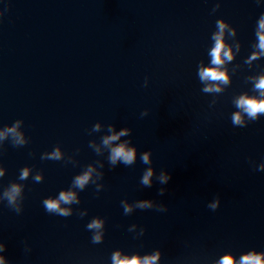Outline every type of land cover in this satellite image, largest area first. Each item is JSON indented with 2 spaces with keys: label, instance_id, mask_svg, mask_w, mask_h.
<instances>
[{
  "label": "water",
  "instance_id": "95a60500",
  "mask_svg": "<svg viewBox=\"0 0 264 264\" xmlns=\"http://www.w3.org/2000/svg\"><path fill=\"white\" fill-rule=\"evenodd\" d=\"M261 19L264 0H0L5 264H113L116 253L142 264L158 252L155 264H264V113L237 107L264 100ZM218 22L231 59L214 65ZM210 67L226 82L201 80ZM120 145L132 164L111 162ZM61 192L75 197L60 204L67 217L43 205ZM93 220L102 226L89 230Z\"/></svg>",
  "mask_w": 264,
  "mask_h": 264
},
{
  "label": "clouds",
  "instance_id": "9594fccd",
  "mask_svg": "<svg viewBox=\"0 0 264 264\" xmlns=\"http://www.w3.org/2000/svg\"><path fill=\"white\" fill-rule=\"evenodd\" d=\"M218 27L220 29V33L215 36L216 44L215 47L211 51V56H212V63L214 65H220L222 63L221 59V54L223 53V56L231 59V53L228 51H224V42L222 40V33L224 30L225 25L223 23L218 22ZM260 28L264 29V19H261L260 21ZM260 39V44L259 47L264 50V33H261L259 35ZM255 58V57H253ZM201 80H210V81H225L226 82V77L225 74L220 72L217 68L215 67H210L206 69H202L199 73ZM255 88L257 90L261 91V95H264V77H261L259 81L256 83ZM205 91H219V89L208 87L205 89ZM237 107L243 110V113L247 115V117L250 120H256L258 114L264 113V100L256 99V98H250V97H241V99L237 102ZM233 123L236 125L242 124V119H241V114L236 113L233 116ZM9 131H14V129H9ZM124 132L119 133V135H124ZM118 135H113L105 139L104 143L109 144L111 141L117 140ZM48 159H59L60 158V153L59 151H55L51 153L48 157ZM135 159V151L134 149L126 148L124 145H120L118 147H115L111 150V157L110 160L114 164L117 160H120L122 163L126 165L132 164V162ZM141 160L144 163H148V155L144 154L141 157ZM3 173L0 172V175ZM28 175L27 170H24L21 175L20 179H26ZM153 175L152 169H148V171L143 175V179L141 183L147 187L151 186V180L150 178ZM37 182H40V177L37 176L35 177ZM169 179L168 176L161 175L159 177V182L160 183H166L167 180ZM89 180V175L84 174L82 176H79L75 180L76 186L83 188V186L88 182ZM20 188L16 185H12L10 190L5 193V196L7 197L8 203L11 205L15 202L16 196L19 194ZM165 189L161 188L158 191L159 195H164ZM75 197L73 193H65L61 192L59 195V198L56 200L53 199H46L43 201V205L45 210L48 213H54L56 215L62 216V217H67L71 213L69 210L60 207L61 203L64 204H69L74 201ZM138 207L141 209L145 208H151L152 204L149 201H142L138 204ZM213 208L216 207L215 204L212 205ZM159 211H165V207L161 206L158 208ZM129 209L125 207V213H127ZM101 222L98 220H93L87 225V228L89 230L91 229H98L100 228ZM100 237L94 236L93 237V242H99ZM3 250V246L0 245V251ZM160 253L158 252L156 255L151 256V257H145L142 264H155V261L159 258ZM0 264H5V259L4 257L0 256ZM113 264H141L138 258H132L131 260L127 259H121L119 253H116L113 256ZM221 264H233L232 259L230 257H225L222 261ZM241 264H261V259L259 256H245L242 258Z\"/></svg>",
  "mask_w": 264,
  "mask_h": 264
}]
</instances>
